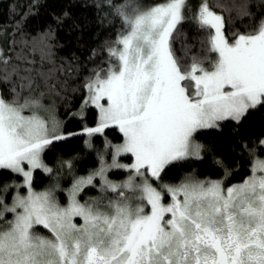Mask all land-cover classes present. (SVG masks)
<instances>
[{
	"label": "snow or ice",
	"instance_id": "6c2138e0",
	"mask_svg": "<svg viewBox=\"0 0 264 264\" xmlns=\"http://www.w3.org/2000/svg\"><path fill=\"white\" fill-rule=\"evenodd\" d=\"M38 6L37 0L32 7ZM102 6L122 27L114 41L99 46L107 58L84 85L85 104L99 109L98 125L85 131L92 135L115 126L123 143L112 146L110 165L102 162L74 181L66 206L32 186L33 170L52 171L42 153L64 138L58 123L50 125L43 116L50 112L44 90L55 91L53 72L62 70L53 60L54 30L48 26L33 36L18 25V38L0 47V264H264V159H255L251 175L229 187L193 177L153 186L168 166L210 151L195 134L220 129L223 121L239 124L264 108V15L253 29L228 33L233 17L224 13L233 8L219 0L95 4ZM241 17L255 18L248 0L236 6L235 18ZM185 22L198 34L191 42L181 32ZM124 154L134 163L119 164ZM111 168L128 169V180L110 181ZM12 174L23 183L4 180ZM96 177L116 198L80 203L77 196L94 187ZM10 189L17 191L11 205L3 195ZM76 217L83 223L74 222ZM37 226L50 235L38 233Z\"/></svg>",
	"mask_w": 264,
	"mask_h": 264
},
{
	"label": "trees",
	"instance_id": "16d2710c",
	"mask_svg": "<svg viewBox=\"0 0 264 264\" xmlns=\"http://www.w3.org/2000/svg\"><path fill=\"white\" fill-rule=\"evenodd\" d=\"M39 6L32 7L37 0H0V46L9 48L12 40L16 39L15 33L18 25H23L26 33L33 36L40 34L51 26L55 33V47L53 48V60L60 72H53L51 83L55 85V91L48 93L42 100L52 107L62 121L64 132H73L61 140H54L43 153L45 163L52 170L45 172L36 169L33 175V187L42 192L45 189L58 192L60 202H65V191L69 188L73 177L88 175L100 165L101 155L105 153L106 144L120 143L123 140L122 133L115 126L105 128L102 133L94 134L90 139L84 133L78 131L95 126L98 122V110L94 105L88 104L81 114V108L88 96L84 87L91 70L97 65H102L106 60L105 53H99V46L106 41H114L121 30V21L111 14V10L102 6L95 7L98 0H38ZM118 4H124L126 0H115ZM132 3L150 4L155 0H131ZM245 0H219V3L232 7L227 18L233 19L226 24L228 33L245 32L253 29L260 15H264V6L260 0H248L249 10L254 14L253 18L236 17V6ZM219 11V9H217ZM67 12L68 15L59 25L55 17ZM181 32L187 34L189 42L198 38V34L191 22H185L181 26ZM94 50L97 54L94 55ZM177 56H181L180 42L175 44ZM214 58V55H213ZM264 138V108L251 111L239 124L233 121L221 122L220 129L201 130L195 134L194 139L210 149L202 152V159L190 158L185 161L168 166L161 174L162 184H174L182 179L195 176L200 179H218L224 184L230 185L243 181L251 173L253 160L256 157H264V144L260 141ZM121 159L131 162V154L121 155ZM214 160L222 161L218 165ZM110 176L127 175L125 170H112ZM73 175V177H72ZM8 183L20 184L22 178L12 174ZM100 181L96 179V183ZM96 188L88 186L83 190L84 195H93ZM21 190H25L21 188ZM16 190L10 189L4 193L5 202L12 204V198ZM84 195L81 198L84 200ZM11 218V214H7ZM38 230L43 231L40 227Z\"/></svg>",
	"mask_w": 264,
	"mask_h": 264
},
{
	"label": "rangeland",
	"instance_id": "374dc122",
	"mask_svg": "<svg viewBox=\"0 0 264 264\" xmlns=\"http://www.w3.org/2000/svg\"><path fill=\"white\" fill-rule=\"evenodd\" d=\"M1 47V46H0ZM88 97V96H87ZM86 100H87V98H86ZM85 100V101H86ZM85 101H84V104H83V106H82V108H81V114L82 113H84V108H85V106H86V104H85ZM42 102L47 106V107H49L50 108V112H45V113H43V116L46 118V119H48V121H49V124L51 125V123H52V121L54 120V121H56L57 123H58V128H57V132L60 134V135H62L64 138L65 137H68V136H70L71 134H73V132H64V130H63V125H62V121L58 118V116L56 115V113H55V111H54V109L52 108V107H50V106H48L43 100H42ZM101 103H106V101H101ZM88 105V104H87ZM98 110V122H99V109H97ZM98 122H97V124L95 125V126H92V127H86V128H95L97 125H98ZM86 128H84V129H82V130H80V131H78L79 133H84V134H86L87 135V137L90 139L94 134H92V135H89V134H87V132L85 131V129ZM95 134H97V133H95ZM262 140H264V138L262 139ZM196 141V140H195ZM197 142V141H196ZM123 143V140L120 142V143H116V144H112V145H110V147H108V145L106 144V148H105V153H103V155H101V159H100V165L97 167V169H99L100 167H101V164H102V162L105 164V165H110L111 163H112V153H113V151H114V149H113V145H119V144H122ZM199 143V142H198ZM44 153V152H43ZM43 153H42V161H43V163L49 168V166L45 163V161H44V159H43ZM201 155H202V153H201ZM255 159H260V158H255ZM254 159V160H255ZM254 160H253V162H254ZM117 161H118V163L119 164H122V165H131L132 163H134V157H133V160L131 161V162H127V161H124V160H122L121 159V156H119V157H117ZM42 169V168H41ZM97 169H95V170H97ZM115 169H121V170H125L128 174L127 175H124V176H121V175H116V176H110V172L112 171V170H115ZM36 170V169H35ZM35 170H33V175H34V172H35ZM43 170V169H42ZM94 170V171H95ZM93 171V172H94ZM92 173V172H91ZM90 174V173H89ZM88 174V175H89ZM129 170L128 169H125V168H111V169H109L108 171H107V173H106V175H107V177H108V179L110 180V181H112L113 183H116V184H122V183H124L125 181H127L128 180V178H129ZM88 175H77V174H75V176L73 177V175H72V177H73V179H72V182H71V184H70V186H69V188L65 191V193H66V195H65V197H66V199H67V202L66 203H64V204H62L61 202H60V199H59V194H58V192L59 191H61L62 190V188L61 187H57L55 190H51V189H45V190H43L42 192H44V191H50V192H52L53 194H54V196H55V198H56V200L62 205V206H66L67 204H68V202H69V195H68V190L72 187V184L74 183V181L76 180V179H78V178H80V177H87ZM134 175V174H133ZM189 177H193V178H195V179H197V180H207V181H221V180H218V179H200V178H197V177H195V176H189ZM96 179L97 180H99L100 181V178L99 177H96L95 178V180L93 181V183H94V187L96 188L95 190H94V193H92L93 195H87V194H85L84 195V200L85 201H82L81 199H80V195H81V193L82 194H84L83 193V191L77 196V199L80 201V203H85L86 201L87 202H92V201H99L100 199H101V197H109V198H112V199H114V198H116V193H113V194H109L108 192H104L103 190H102V188H101V182H99V183H96ZM138 180L140 179V178H137ZM185 180V178L184 179H182L181 181H179V182H177V183H174V184H169V185H179L180 183H182L183 181ZM149 182H153V178H151V177H149ZM222 183H223V181H221ZM243 182V181H242ZM23 183V180H21V182H20V184H22ZM32 183H33V179H32ZM158 184H162V183H160L159 181H154L153 182V186H156V185H158ZM223 185H224V187H226V186H228L229 187V185H227V184H224L223 183ZM234 185H236V184H234ZM32 186H33V184H32ZM230 186H231V184H230ZM33 189H34V187H33ZM35 190V189H34ZM36 191V190H35ZM36 192H38V191H36ZM19 193L21 194V195H26L27 194V190L25 189V190H21V189H19ZM17 194V191H16V193H15V195ZM128 195H131V193H127ZM104 201H106L107 202V200H104ZM103 201V202H104ZM171 202V198L169 197V196H165L164 197V203H170ZM148 209H146V211H147ZM75 222V221H74ZM41 233V232H40Z\"/></svg>",
	"mask_w": 264,
	"mask_h": 264
},
{
	"label": "flooded vegetation",
	"instance_id": "af4514ba",
	"mask_svg": "<svg viewBox=\"0 0 264 264\" xmlns=\"http://www.w3.org/2000/svg\"><path fill=\"white\" fill-rule=\"evenodd\" d=\"M256 158L264 159V157H256ZM244 180H245V179H244ZM244 180H243V181H244ZM239 183H241V182H238V183H232L231 186L234 185V184H239ZM229 186H230V185H229ZM226 187H228V186H226ZM107 198H109V197H107ZM114 199H115V198H114ZM104 200H107V199H104ZM103 203H104V204H107L106 201H104ZM5 216H6V219H9V218L7 217V214H5ZM74 219L76 220V223H77V224H82V223H83V221H82L79 217H76V218H74ZM45 232L49 233L48 231H45Z\"/></svg>",
	"mask_w": 264,
	"mask_h": 264
}]
</instances>
